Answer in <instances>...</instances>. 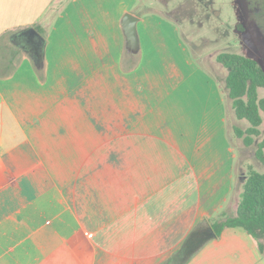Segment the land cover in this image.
I'll use <instances>...</instances> for the list:
<instances>
[{"label":"crops","instance_id":"0c3cea01","mask_svg":"<svg viewBox=\"0 0 264 264\" xmlns=\"http://www.w3.org/2000/svg\"><path fill=\"white\" fill-rule=\"evenodd\" d=\"M139 2L0 0V68H14L0 75V264H161L226 209L228 90L178 21ZM129 12L142 13L140 62L126 71ZM30 27L45 38L43 79L20 42ZM188 264L264 252L227 227Z\"/></svg>","mask_w":264,"mask_h":264},{"label":"rangeland","instance_id":"374dc122","mask_svg":"<svg viewBox=\"0 0 264 264\" xmlns=\"http://www.w3.org/2000/svg\"><path fill=\"white\" fill-rule=\"evenodd\" d=\"M138 9L158 11L176 19L195 58L207 71L217 76L224 87L228 71L217 62L216 56L220 52L246 55L256 59L264 68V0H141ZM260 93L264 96V89ZM228 120V133L235 148L236 161L235 189L225 211L235 214L249 168L264 172V162L257 156L258 144L264 138V122L261 125L263 134L247 146L243 138L236 136L233 127L246 129L250 123L239 120L235 113H230Z\"/></svg>","mask_w":264,"mask_h":264},{"label":"trees","instance_id":"16d2710c","mask_svg":"<svg viewBox=\"0 0 264 264\" xmlns=\"http://www.w3.org/2000/svg\"><path fill=\"white\" fill-rule=\"evenodd\" d=\"M10 42L13 45L12 39ZM216 59L228 71L225 87L235 115L250 123L246 129L234 126V132L238 138H243L245 145L250 146L256 137L263 134L264 96L260 91L264 89V68L256 59L240 53L220 52ZM139 62V52L125 50L124 70L135 69ZM13 71L14 68L8 72L0 68V75L7 77ZM37 72L43 79L44 66L37 67ZM257 156L264 162V138L258 144ZM227 227L245 229L257 240L261 252H264V172L250 167L236 214L223 210L216 217L204 218L191 230L183 244L161 264H188L210 240L220 238Z\"/></svg>","mask_w":264,"mask_h":264},{"label":"water","instance_id":"95a60500","mask_svg":"<svg viewBox=\"0 0 264 264\" xmlns=\"http://www.w3.org/2000/svg\"><path fill=\"white\" fill-rule=\"evenodd\" d=\"M139 19V16L129 12L124 15L122 21L127 49L134 53H137L139 50V36L137 31ZM21 34L23 35V39L20 42L28 45L31 55L37 61V65H41L45 49V38L34 27L23 30Z\"/></svg>","mask_w":264,"mask_h":264}]
</instances>
